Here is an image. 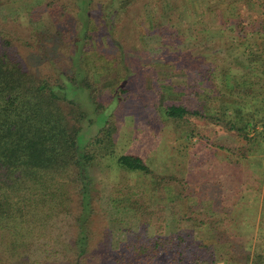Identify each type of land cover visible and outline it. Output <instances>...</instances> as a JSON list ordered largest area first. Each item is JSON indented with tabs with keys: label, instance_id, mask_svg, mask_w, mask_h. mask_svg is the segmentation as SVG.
<instances>
[{
	"label": "trees",
	"instance_id": "trees-1",
	"mask_svg": "<svg viewBox=\"0 0 264 264\" xmlns=\"http://www.w3.org/2000/svg\"><path fill=\"white\" fill-rule=\"evenodd\" d=\"M75 1L33 0L36 6H29L19 0L22 5L11 11L12 17H0V264H81L95 233L88 226L94 214L95 198L87 183L86 168L96 156L120 170L140 173L146 181L143 187L133 189L116 185L109 191L107 199L114 215L110 220L112 227L109 232L105 229L102 243L106 246L102 254L106 264H260L263 256L249 254L241 234L236 232L246 228V224L243 226L237 220L229 222L228 231L224 230V218L223 221L210 218L209 212H222L220 204L224 200L222 202L217 196L205 210L202 203L208 201L206 193L200 195V192L186 189V181L174 184L177 180L174 176L164 181V176L154 173L140 156L114 155L118 130L115 124L107 123L102 127L85 151L79 153L81 124L87 114L76 100L68 98L64 87L46 76L48 73H34L21 57L29 51H20L19 43L15 44V35H19L17 28L23 19L32 44L43 51L47 40L58 32L57 24L59 29L64 26L59 32L68 30L67 22L60 24L57 19L66 21L75 17ZM94 1L83 0L79 6V11H90L83 47L88 49L82 51L81 57L92 52L94 57L107 62L99 48L101 41H95L92 34L96 29V14L91 11ZM114 1L109 0L104 9L113 7ZM131 1H118L117 9H123ZM164 8L171 10L170 17L176 16L178 20L181 9L174 0H164L161 8V13L170 21ZM105 10H95L103 25L98 35L103 37L110 35V25L114 30L112 24L119 23L117 17L112 24L109 22L111 13L118 16L114 8L111 13ZM68 13L74 15L70 17ZM201 20L195 16L193 23ZM150 21L155 23L154 18ZM157 23L156 20L153 27L156 28ZM54 27L56 32H53ZM201 31L207 34L206 28ZM261 33L264 34V30ZM236 41L239 38L233 36L229 42L230 51L236 48ZM238 46L246 53L244 64L227 61L216 53L206 57L203 81L197 83L194 77L186 79V88L174 85L173 89L183 96L180 100L166 102L162 107L164 118L172 122L192 117L216 121L217 125L225 124V129L237 136L247 135L255 125L264 123V106L252 109L256 104H264V38L257 44L244 40ZM254 47L255 51L251 50ZM82 64L87 74L84 88L93 90L89 75L94 71L87 58ZM101 67L104 70L109 66ZM185 71L190 72L188 68ZM67 78L75 82L74 73ZM114 85L115 82H111L107 88ZM202 87L215 89L217 98L225 100L223 113L210 104L209 99L212 101L213 97L206 92L203 94ZM90 98L97 105V113L106 110L98 91ZM148 193L154 195V204L148 203ZM185 201L188 205L183 210ZM85 207L88 216L84 217ZM235 212L233 210V214ZM59 216L67 218L59 219ZM50 220H60L69 226L72 235L67 252L72 255L71 260L66 255V260L60 263V253L48 249L47 239L36 237L38 230H43Z\"/></svg>",
	"mask_w": 264,
	"mask_h": 264
},
{
	"label": "rangeland",
	"instance_id": "rangeland-1",
	"mask_svg": "<svg viewBox=\"0 0 264 264\" xmlns=\"http://www.w3.org/2000/svg\"><path fill=\"white\" fill-rule=\"evenodd\" d=\"M23 1L29 6H36L33 0ZM82 1H75V17L68 13L72 18L66 21L57 19L60 24L67 22L66 28L71 33L68 30L59 32L64 26L59 29L57 24L58 32L54 38L47 40L43 51H38V45L32 44L22 18L17 28L19 35H15V44L19 43L21 47H18L19 50L29 51L28 55L24 52L21 56L28 67L38 75H46L43 71L48 73L46 76L64 87L68 98L76 100L87 114L81 124L79 153L85 151L102 127L107 123L115 124L118 130L114 155L140 156L154 173L164 176V181L174 176L179 180L174 184L186 181V189L200 192V195L206 193L208 201L204 205L202 203L205 210L210 208L209 203L215 202L217 196L222 202L224 200L220 204L222 212H209L210 218L218 221L224 218V230L228 231L231 227L229 222L237 220L243 226L246 224V228L236 232L241 234L246 251L263 256L260 264H264V123L255 125L247 135L237 136L225 129V124L217 125L216 121L192 117L183 122H172L162 113L166 102L180 100L183 96L182 92L173 89L174 85L186 88V79L194 77L197 83L203 81L206 57L216 53L227 61L244 64L247 56L238 45L244 40L256 44L263 40L264 0H174L181 10L176 20V16L170 17L171 10L167 11L165 7L170 21L167 15L164 17L161 13L164 0H132L121 10L117 9L121 0H115L114 6L106 7V10L104 6L109 0H95L91 11L96 14V29L92 34L95 41H101L99 48L106 55L107 62L94 57L92 52H86L81 57L82 51L88 49L83 47L90 14V11H79ZM22 3L19 0H0V17H12L11 11L17 10ZM84 6L89 10L87 5ZM113 8L118 16L110 12ZM96 9L111 13L110 24L114 17L119 20V23L112 24L114 30L110 25L108 36L98 35L103 25ZM195 16L202 20L193 23ZM152 18L155 23L150 21ZM15 24L17 27V22ZM203 27L207 29L206 35L201 31ZM56 31L54 27L53 32ZM233 36L239 41H236V48L230 51L228 47ZM251 50L255 51V47ZM84 58L88 59L94 71L89 75L93 90L83 85L87 77L82 64ZM105 64L109 67L105 66L103 70L101 66ZM187 68L189 73L185 71ZM73 73L75 82L71 83L67 76ZM111 82H115L116 86L107 88ZM96 91L104 100L106 110L101 113H97V105L90 98ZM202 92L213 97L209 102L214 108L218 107L222 113L225 111V100L217 98L215 89L204 88ZM261 105L264 106L259 103L252 109ZM86 175L95 198V205L92 204L94 214L88 226L95 233L81 264H106L102 257L106 246L102 243L105 241V229L109 232L112 227L110 220L114 215L108 201L109 191L116 185L133 189L143 187L146 181L140 173L120 170L97 156L87 166ZM153 196L147 194L148 203L154 204ZM187 205L185 201L183 210ZM232 205L235 207L232 208ZM86 208L84 217L88 216ZM233 210H236L234 214ZM42 229L38 230L36 237L47 239L48 249L60 253V263L66 260V255L71 260L72 255L67 252L72 235L69 226L60 220H50Z\"/></svg>",
	"mask_w": 264,
	"mask_h": 264
}]
</instances>
